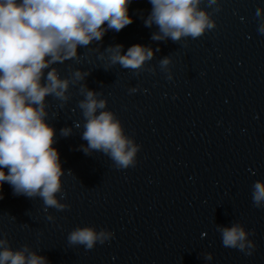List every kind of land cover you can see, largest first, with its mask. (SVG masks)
<instances>
[{"label":"clouds","instance_id":"clouds-1","mask_svg":"<svg viewBox=\"0 0 264 264\" xmlns=\"http://www.w3.org/2000/svg\"><path fill=\"white\" fill-rule=\"evenodd\" d=\"M132 0H0V188L7 182L15 195L40 198L44 211H63L70 206L61 203L62 169L55 143V129L47 123L46 98L52 96L66 104L71 95L70 86L79 84L83 99L78 108L84 118L81 145L86 155L100 152L108 156L117 169L134 167L140 151L133 138L125 134L116 114L107 110L108 101L101 92L90 90L85 83L90 74L76 69L70 77L61 78L52 65L78 60V47H88L101 41L108 30L116 32L133 21L128 15ZM151 12L144 21L146 27L156 26L151 39L171 40L178 43L191 38L199 39L206 31L216 27L212 13L201 8L204 0H148ZM213 12L220 11V0H207ZM264 9H256L260 18L257 31L264 33ZM106 25V27H105ZM123 45L109 46L100 52L104 59L108 53V67L119 64L139 74L147 62L154 58L150 46L140 44L122 52ZM159 47L155 51H159ZM99 51V49H97ZM171 56L159 61L161 70L171 80ZM47 71L45 76V70ZM108 70V68H105ZM149 72H155L149 68ZM42 80L44 81L42 83ZM138 87L129 89L135 93ZM79 128L77 122L74 125ZM62 136L72 134V128L60 130ZM7 169V172H5ZM69 172H71L69 170ZM252 201L257 208L264 206V181L254 182ZM60 194V199L57 195ZM0 199H3L0 193ZM14 218V217H13ZM15 219V218H14ZM48 220H53L48 215ZM225 248L237 249L252 255L255 244L250 233L240 223L230 227L217 225ZM114 238L108 229L96 230L92 226L76 227L68 234L71 245H82L86 250L97 243L104 244ZM211 261L213 254L204 253ZM0 264H48L47 258L38 255L25 244L13 250L5 235L0 232Z\"/></svg>","mask_w":264,"mask_h":264}]
</instances>
